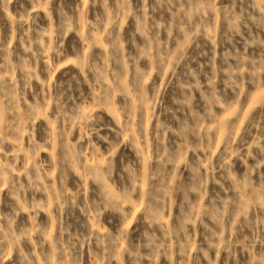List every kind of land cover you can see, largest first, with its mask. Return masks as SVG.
Instances as JSON below:
<instances>
[{
  "label": "rangeland",
  "instance_id": "374dc122",
  "mask_svg": "<svg viewBox=\"0 0 264 264\" xmlns=\"http://www.w3.org/2000/svg\"><path fill=\"white\" fill-rule=\"evenodd\" d=\"M0 264H264V0H0Z\"/></svg>",
  "mask_w": 264,
  "mask_h": 264
}]
</instances>
